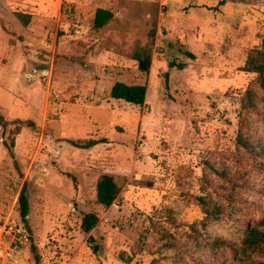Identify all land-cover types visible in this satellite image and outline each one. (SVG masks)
I'll list each match as a JSON object with an SVG mask.
<instances>
[{"label":"rangeland","instance_id":"rangeland-1","mask_svg":"<svg viewBox=\"0 0 264 264\" xmlns=\"http://www.w3.org/2000/svg\"><path fill=\"white\" fill-rule=\"evenodd\" d=\"M108 7L113 21L96 29L97 9ZM263 35L264 0H0V111L13 120L6 135L0 127V225L16 229L0 237V264H180L175 249H161L168 238L194 248L193 224L235 247L216 263L264 262L235 258L240 235L264 216V173L237 142L242 120L248 136L264 137L258 113L241 106L257 78L244 67ZM151 44L142 72L134 50ZM117 82L145 85V104L113 99ZM17 126L14 159L4 140ZM90 139L102 141L71 143ZM211 165L234 179L248 170L249 184L232 189ZM103 174L121 187L110 207L97 199ZM202 198L224 209L206 228ZM89 213L99 222L85 233Z\"/></svg>","mask_w":264,"mask_h":264},{"label":"trees","instance_id":"trees-1","mask_svg":"<svg viewBox=\"0 0 264 264\" xmlns=\"http://www.w3.org/2000/svg\"><path fill=\"white\" fill-rule=\"evenodd\" d=\"M18 16L21 20L28 24L30 21V16L18 13ZM115 17L114 10L112 7L108 8H99L96 11L94 26L96 29H103ZM193 57V54H190ZM133 58L138 62L139 69L142 72H149L152 66L153 60V45L149 46H137L134 50ZM244 70L247 72L257 74L255 80V85H251L246 90L244 96L241 99L242 114L248 112H257L261 120L264 122V35L262 36L261 44L254 48L246 62ZM111 97L116 100H123L129 104L142 106L146 102L147 97V87L145 85L139 84H127L124 82H117L113 85L111 89ZM13 120L8 117L6 113L0 111V127L4 131V135L7 134V131L10 128V125ZM17 121V120H15ZM244 122L242 120L241 129L239 130V135L237 142L241 148L247 151V154L251 159H254V167L256 169L263 171L264 173V137L256 139L253 136H248L243 126ZM16 132L13 134L11 144L9 145L7 141L4 140V144L8 147L11 156L16 159L14 148L16 146V135H18L19 126L16 128ZM102 140L90 139L87 142H76L71 141V143L79 148L87 149L92 148L99 144ZM103 142H105L103 140ZM17 164V162H16ZM18 165V164H17ZM214 174H217L221 177L224 182L230 185V188L235 189L239 182V179H243L244 183L249 184V176L247 175L248 170L241 171L238 179H234L233 176L235 172L229 168L221 169L220 167L212 166L210 167ZM209 168V169H210ZM121 192V187L116 181L115 177L110 174H103L98 180L97 184V199L98 203L106 207H110L117 200ZM229 198L235 200L236 194L232 192L229 193ZM203 204V210L206 218V221H202L203 226L206 228L209 221L219 220L224 209L223 204L216 202L208 201L207 199H201ZM20 204V213L24 225L30 229L28 216L30 214V201L28 195V186L27 183L24 184L22 191L19 196ZM234 207V206H231ZM99 217L94 213L87 214L82 223V230L85 233L92 232L98 225ZM192 237L194 240V248L188 244L182 245L181 250H178V244L174 243L170 238L166 239L165 244L163 245L162 251H170V249H175L177 251V257L179 258L180 264H218L216 263L215 257L218 256L222 249L230 248L235 249L234 246L231 247V244L220 236H216L212 239V236H206L205 233H200L199 228L195 224L191 226ZM168 236V235H167ZM90 239H93L90 237ZM32 240V238H31ZM33 251L36 253L37 263L40 261L41 257L38 254L36 246H34V240L32 242ZM36 245V244H35ZM185 249L188 251L192 249H198L203 251L202 254L192 257L189 253H185ZM206 249V250H204ZM207 252L208 255L205 256L204 252ZM174 258V256H172ZM191 257V258H189ZM246 257H263L264 258V216L260 219H257L253 222H250L245 228L244 233L240 235V245L235 251V258L237 262H245ZM176 259V258H175ZM178 261V260H177ZM178 261V262H179ZM259 261V260H256ZM177 262V263H178ZM252 264H264V262H254Z\"/></svg>","mask_w":264,"mask_h":264},{"label":"built area","instance_id":"built-area-1","mask_svg":"<svg viewBox=\"0 0 264 264\" xmlns=\"http://www.w3.org/2000/svg\"><path fill=\"white\" fill-rule=\"evenodd\" d=\"M32 75H31V78H32ZM33 78H35L34 75H33ZM2 229H5V231L3 233H2ZM7 230L11 231V233H9V234H13V231H15L16 229L10 223L9 224H4V225L1 224L0 225V237L2 236V234H4L5 232H7ZM17 231L20 232V240H21V243L22 244L29 240L28 235L25 234L24 232H22L21 229H19ZM11 254H12V252H8V255H7L8 258H7V260L10 259V258H14V256L11 255Z\"/></svg>","mask_w":264,"mask_h":264},{"label":"crops","instance_id":"crops-1","mask_svg":"<svg viewBox=\"0 0 264 264\" xmlns=\"http://www.w3.org/2000/svg\"><path fill=\"white\" fill-rule=\"evenodd\" d=\"M7 113V112H6Z\"/></svg>","mask_w":264,"mask_h":264}]
</instances>
